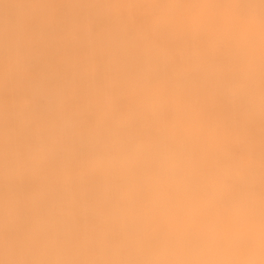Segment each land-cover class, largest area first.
Returning <instances> with one entry per match:
<instances>
[{
  "label": "clouds",
  "instance_id": "1",
  "mask_svg": "<svg viewBox=\"0 0 264 264\" xmlns=\"http://www.w3.org/2000/svg\"><path fill=\"white\" fill-rule=\"evenodd\" d=\"M0 264H264V0H0Z\"/></svg>",
  "mask_w": 264,
  "mask_h": 264
}]
</instances>
